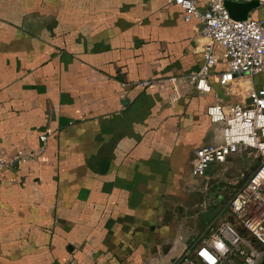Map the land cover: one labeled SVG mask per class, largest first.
Wrapping results in <instances>:
<instances>
[{
  "label": "crops",
  "instance_id": "0c3cea01",
  "mask_svg": "<svg viewBox=\"0 0 264 264\" xmlns=\"http://www.w3.org/2000/svg\"><path fill=\"white\" fill-rule=\"evenodd\" d=\"M199 25L174 0H0V157L35 155L0 170V264H174L216 220L227 200L193 236L186 207L207 108L260 83L221 85L220 58L199 91L223 51Z\"/></svg>",
  "mask_w": 264,
  "mask_h": 264
},
{
  "label": "built area",
  "instance_id": "2783aa9c",
  "mask_svg": "<svg viewBox=\"0 0 264 264\" xmlns=\"http://www.w3.org/2000/svg\"><path fill=\"white\" fill-rule=\"evenodd\" d=\"M224 1L208 0L201 9L197 0H174L183 9L185 20L197 18L199 32L223 48L221 57L207 48L202 67L189 75L201 92L210 90L206 75L220 58L226 64L218 76L221 85L264 72V19L248 15L244 20H235L229 16ZM207 114L212 122L220 123L219 141L195 149L192 175L203 176L210 164L249 149L255 151L256 164L216 220L205 227L174 264H260L264 259V80L249 89L244 102L229 109L214 103L208 106ZM45 139L46 135H40V140ZM26 158L33 159L35 155L0 157V170Z\"/></svg>",
  "mask_w": 264,
  "mask_h": 264
},
{
  "label": "rangeland",
  "instance_id": "374dc122",
  "mask_svg": "<svg viewBox=\"0 0 264 264\" xmlns=\"http://www.w3.org/2000/svg\"><path fill=\"white\" fill-rule=\"evenodd\" d=\"M239 80H249L248 77L241 76ZM264 80V72L255 76V81L260 83ZM241 89L236 90L235 95L240 99L245 96L251 88H247L249 82H242ZM235 80H232L226 85H234ZM237 85V84H236ZM235 86V85H234ZM245 86V87H244ZM241 99V100H242ZM255 151L249 149L244 152L233 153L221 163H212L209 165L206 173L201 177L193 176L194 182L192 187V202L187 203V211L190 209L192 212L193 220V236L200 233L203 227V221L210 216L213 212L218 210V207L236 192L248 175L255 167L256 159L254 157ZM191 204V205H188ZM177 206L179 205L176 204ZM184 210V206H178ZM217 212V211H216ZM215 215V213H214ZM228 216V212L225 213ZM186 220L183 217H178V222ZM202 231V230H201Z\"/></svg>",
  "mask_w": 264,
  "mask_h": 264
},
{
  "label": "water",
  "instance_id": "95a60500",
  "mask_svg": "<svg viewBox=\"0 0 264 264\" xmlns=\"http://www.w3.org/2000/svg\"><path fill=\"white\" fill-rule=\"evenodd\" d=\"M224 6L231 18L235 20H244L248 17L250 10L258 6V0L246 2L225 0ZM260 264H264V259Z\"/></svg>",
  "mask_w": 264,
  "mask_h": 264
}]
</instances>
